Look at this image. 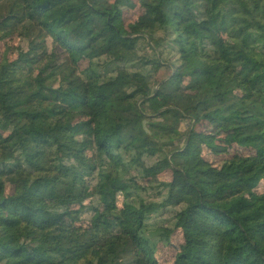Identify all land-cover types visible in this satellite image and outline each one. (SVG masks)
<instances>
[{
    "label": "trees",
    "instance_id": "16d2710c",
    "mask_svg": "<svg viewBox=\"0 0 264 264\" xmlns=\"http://www.w3.org/2000/svg\"><path fill=\"white\" fill-rule=\"evenodd\" d=\"M140 1L125 25L130 0H0V39L27 43L0 62V264H158L177 231L173 264H264V0ZM157 32L170 52L147 40L135 59ZM230 147L251 155L203 158ZM90 196V228L64 237Z\"/></svg>",
    "mask_w": 264,
    "mask_h": 264
},
{
    "label": "rangeland",
    "instance_id": "374dc122",
    "mask_svg": "<svg viewBox=\"0 0 264 264\" xmlns=\"http://www.w3.org/2000/svg\"><path fill=\"white\" fill-rule=\"evenodd\" d=\"M110 1H116V0H110ZM120 1V0H117ZM132 6H127L124 2L121 3V18L124 21V24H131L136 22L141 16L144 15L145 9L143 5L141 4L140 0H130ZM144 36L138 41L136 49L133 51V54L135 59H145L146 57H149L151 55V52L149 49H147V40H149V45L154 46L156 43H159L161 45V51H168L170 52L169 47L165 44V42L160 41L162 39V34L160 32H157L153 35L146 34L142 35ZM220 39L225 43V45H229L228 36L226 35H220ZM53 43L50 39L47 40V48L48 52L53 49ZM19 48L26 50L27 43L17 37V35H13L9 38H6L4 40L0 39V62L1 60L6 56L9 60H13L16 58L17 53L19 52ZM160 57V56H159ZM163 59H167L165 56H162ZM103 64V63H99ZM124 63H121L119 67H123ZM87 67V63H81L79 67L77 68V72L74 75V79H80L81 76L80 73ZM149 72L152 73L153 77V83L157 86L160 85L161 82L166 80L171 74L172 70L168 68V66H164V64L158 68H155L153 65L149 66ZM36 74L33 75V78H36ZM83 78V77H82ZM197 80H186L182 86V88L185 90V92L190 93L196 86ZM35 87V85H33ZM240 95V93L238 94ZM187 122L183 123L181 128L182 130H185L187 128ZM197 130H202L203 127H197ZM203 158L210 163L213 166H220L227 160H229L234 155H242V156H250L251 151L249 150H239L234 147H230L225 154L214 156L209 154L207 151H204L202 153ZM160 181L169 182L171 179V173L167 172L161 176L158 177ZM142 183V182H140ZM13 187L11 185H6V194L12 193ZM256 194H262L264 192V185L262 183L259 184V186L254 191ZM93 196H90L84 200L75 202L72 204L73 210H79L82 212L80 215V221H77L75 224H71L68 221H64L59 225V231L64 237H76L80 234V230L88 229L90 228L91 224V217L93 215V210L95 208L99 207L98 202L96 199L92 198ZM123 198L122 196H118L116 199V203L118 207H121ZM173 215V211L167 210L163 211L160 214L151 216L150 218V224H167L170 225V218ZM167 222V223H166ZM21 241L27 244L30 248L37 246L38 243H35L32 241V238H26L25 236H22ZM182 244V236L179 231L175 232L171 238L170 242L167 245L158 244L155 251V259L158 262V264H173L174 256L176 252L178 251L180 245ZM43 257V256H42ZM51 259L54 262L59 261V259L56 256L50 255ZM132 259H126L122 263L124 264H131Z\"/></svg>",
    "mask_w": 264,
    "mask_h": 264
}]
</instances>
